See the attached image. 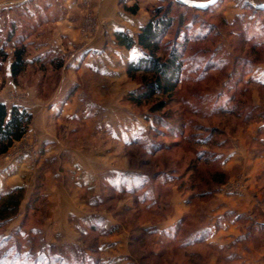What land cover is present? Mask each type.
<instances>
[{"label":"rangeland","instance_id":"374dc122","mask_svg":"<svg viewBox=\"0 0 264 264\" xmlns=\"http://www.w3.org/2000/svg\"><path fill=\"white\" fill-rule=\"evenodd\" d=\"M123 3H136L137 7L141 3V11L149 18L156 8L169 6L174 22L163 43L191 40L184 53L194 61L187 64L166 107L170 123L181 132L173 136L170 129L160 127L151 133L149 105L135 107L124 101L141 83L139 77L130 79L125 69L130 90L120 98V105L131 107L143 119L141 135L126 148L113 146L112 163L123 166L126 161L128 171L117 175L111 186L100 181V195L89 196L82 190L75 196L73 203L82 206L86 215L78 217L77 211L67 216L65 227L54 219L59 207L49 205L41 173L27 197L20 186L23 199L18 213L0 224V264H209L214 260L216 264H264V86L260 85L264 82V12L253 10L255 5H264V0H218L206 10L187 8L174 0H121L120 8ZM64 6L63 0L0 5V102L21 106L32 114L23 138L0 155V160L24 156L36 165L45 152L46 145L40 144L31 127L33 114L54 101L64 75L72 76L63 67L65 56L57 46L64 42L57 31V22L67 12ZM80 24L82 31L89 29L94 35L104 28L105 21L87 11ZM204 33H208L206 38H197ZM254 42L263 43L256 54L250 52ZM87 44L83 40L75 50ZM17 46L26 48L28 64L13 78L9 63ZM207 63L212 65L203 71ZM232 95L230 104L237 105L238 114L212 112L215 99L221 103ZM59 98L56 102L61 106L66 99ZM52 116L49 123L57 125L58 116ZM135 140L138 143L133 145ZM149 144L162 148L151 152ZM237 145L242 156L232 163ZM100 146L94 138L92 149ZM202 151L211 162H197V153ZM217 170L227 174L226 180L205 186L207 174ZM132 179L144 181V185L138 187ZM133 185L137 189L131 191ZM117 187L121 191H116ZM206 189L210 193L197 195ZM7 190L10 188L1 190L0 195ZM230 197L245 198L244 204L250 205L247 211L222 217L227 222L235 220L231 224L239 222V234L221 247L202 241L199 231L210 219L211 210L227 199L230 205ZM56 200L59 204L61 199L54 197ZM179 216L181 221L172 230L160 233L154 227ZM105 218L113 222L107 228L103 226ZM109 254L119 257L113 260ZM120 254L127 257L121 259Z\"/></svg>","mask_w":264,"mask_h":264},{"label":"crops","instance_id":"0c3cea01","mask_svg":"<svg viewBox=\"0 0 264 264\" xmlns=\"http://www.w3.org/2000/svg\"><path fill=\"white\" fill-rule=\"evenodd\" d=\"M18 1L21 0H0V5ZM120 1L63 0L67 12L63 13L61 20L57 22V31L64 42L58 43L57 46L58 51L65 56L63 67L72 76L68 77L66 73L55 91L51 105L33 114L31 130L38 133L40 144L46 145L45 152L36 165H32L24 156L0 160V191L22 186L27 197L34 188L37 175L41 173L49 205L59 207L57 211L59 216L53 217L64 227L67 225V216L75 215L77 211L80 212L78 217L86 215L82 206L76 207L73 203L75 196L77 197L82 190L89 196L91 193L94 196L100 195L98 186L100 181L104 180V183L107 182L111 186L117 175L121 177L122 173L128 171L126 161H123V166L112 163L115 148L113 146L126 148L133 138L143 132L142 116L127 105L121 106L119 102L130 90L125 77L126 65L140 50L136 43L131 48L119 44L115 33L125 32L136 42L137 31L148 21L149 16L141 11V3L135 15L128 14L123 7L120 8ZM87 11L105 21L104 28L94 35L89 29L82 31L80 27L82 26L80 21ZM72 13L77 16L69 18ZM83 40L88 41L86 48L75 50L76 45ZM121 83L122 86H119ZM69 92L71 98L67 100ZM59 97L66 99L61 106L56 102ZM53 114L58 116L57 125L49 123ZM94 138L99 139L100 149H92L91 142ZM236 147V152L233 150L232 153L234 155L232 163L242 156L239 146ZM120 162L122 164V161ZM115 190L121 191L118 187ZM54 197L61 199L59 204L58 200L54 201ZM244 199L230 197L232 206L226 203L229 200L227 199L226 202L223 201L214 207L210 219L206 220L199 231L202 234V241L220 247L228 244L230 240L234 241L241 225L239 222L231 224L230 222L235 220L227 222L222 217L229 215V212L239 214L247 211L250 205L244 204ZM180 221L179 216L175 221L156 224L154 227L161 233V230L176 228ZM112 223L105 218L103 226L107 228ZM109 256L113 260L119 257L116 254ZM120 257L125 259L127 255L120 254ZM209 264H216V260Z\"/></svg>","mask_w":264,"mask_h":264},{"label":"trees","instance_id":"16d2710c","mask_svg":"<svg viewBox=\"0 0 264 264\" xmlns=\"http://www.w3.org/2000/svg\"><path fill=\"white\" fill-rule=\"evenodd\" d=\"M122 7L130 14H136L138 9L136 3L131 6H127L123 3ZM253 10L264 12V10L259 9ZM173 22L174 17L170 15V7L168 6L164 10L158 7L153 11L148 21L138 29L136 42L131 35L125 32H116L115 36L118 39V43L126 48H131L133 44L136 43L140 50L139 55L127 63L126 74L132 80L139 77L141 83L139 88L128 92L124 96V101L135 107L149 105L148 114H150L149 116H152L153 119L150 128L151 133L158 132L157 130L162 127L170 129L174 136V134L178 135L177 132L180 134L181 128L170 123V119L166 113V107L168 106L169 99L172 98L178 90V85L183 78L187 64L194 60L192 57H186L184 53L186 45L191 41L188 40V38H184L181 43L178 41L172 43L166 41L163 43ZM207 35L208 33L199 34L197 38L203 39L206 38ZM262 44L263 43L254 42L250 46V52L256 54V50L263 46ZM247 63L250 62L247 60ZM27 64L26 48L24 46L13 47L12 60L9 63V75L16 78L21 74ZM209 65L212 64L207 63L203 66L202 70L206 71ZM199 66L200 64L197 63L198 68ZM260 85L264 86V82ZM235 92L237 93L238 91ZM218 96H220V98L222 97L221 95H217V97ZM229 100L230 102H228ZM233 101V95L230 98H225L221 103H218V98L215 99L212 112L224 116L238 114L237 105L234 106L230 104ZM254 109H256V107L252 110ZM250 115L248 113L245 118H249ZM258 116L261 117L262 115L259 114ZM31 120L32 114L28 109L18 105L7 106L5 103L0 102V155L7 153L15 142L23 138ZM137 143V140H135L133 145ZM149 145V151L151 152L159 151L160 148H162L160 145ZM198 161L205 163L211 162L207 154L203 151L197 153V162ZM126 177L129 178L130 175H126ZM131 177L135 178V176ZM226 178L227 174L224 171L217 170L210 173V175L207 174V179H205L203 183L205 186L209 187V185L211 186L212 184L216 185L223 183ZM136 181V179H132V183H136V186L139 187L144 185V181L139 183ZM136 186L133 185L131 191L137 189ZM208 193H210V190L206 189L205 192H200L197 195L204 196ZM22 199V187H15L0 195V224L18 213V208Z\"/></svg>","mask_w":264,"mask_h":264},{"label":"water","instance_id":"95a60500","mask_svg":"<svg viewBox=\"0 0 264 264\" xmlns=\"http://www.w3.org/2000/svg\"><path fill=\"white\" fill-rule=\"evenodd\" d=\"M178 5L190 7L196 10H206L208 7L214 5L218 0H174ZM257 9L264 10V5H255Z\"/></svg>","mask_w":264,"mask_h":264}]
</instances>
